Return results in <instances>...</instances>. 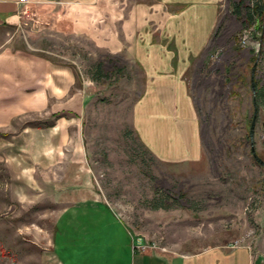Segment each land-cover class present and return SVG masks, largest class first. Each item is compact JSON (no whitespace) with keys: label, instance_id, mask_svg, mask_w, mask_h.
Masks as SVG:
<instances>
[{"label":"rangeland","instance_id":"rangeland-1","mask_svg":"<svg viewBox=\"0 0 264 264\" xmlns=\"http://www.w3.org/2000/svg\"><path fill=\"white\" fill-rule=\"evenodd\" d=\"M152 1L23 0L17 31L0 33V53L8 46L33 57L41 82L53 67L73 75V111L51 113L67 98L26 107L0 131V264H132L138 252L196 253L229 242L256 253L261 230L264 256V168L249 138L251 69L256 62L254 80L264 89V34L248 19L264 0H225L212 42L189 72L200 168L157 161L132 130L143 78L129 53L128 17ZM203 38L200 30L195 41ZM21 62L0 64L1 77L16 76L7 85L31 78ZM259 101L253 146L264 162Z\"/></svg>","mask_w":264,"mask_h":264},{"label":"crops","instance_id":"crops-1","mask_svg":"<svg viewBox=\"0 0 264 264\" xmlns=\"http://www.w3.org/2000/svg\"><path fill=\"white\" fill-rule=\"evenodd\" d=\"M23 0H0V33L16 30L17 11ZM42 4H60L71 0H29ZM225 0H153L136 5L128 17L131 29L129 53L141 71L143 87L133 104L131 126L140 146L157 161L166 164L200 168L203 164L201 129L189 86V72L194 62L212 42ZM202 30L203 42L195 41ZM185 36V38H183ZM8 42H4L3 47ZM24 53L6 47L0 53V64L8 60L31 66V78L17 87L16 76L4 79L0 68V131L27 107L31 111L55 107L63 100L65 108L51 109L55 114L73 111V75L67 69L49 68L46 81H40V63L26 60ZM11 79V80H10ZM7 80V81H6ZM43 91L44 102L39 104ZM27 99L37 103L28 106ZM56 109V108H55ZM64 109V110H63ZM76 111V109H75ZM260 229L262 224L255 221ZM262 230L257 236L256 253L243 245H213L196 253H141L132 264H264ZM138 241L142 240L137 238ZM140 242V241H139Z\"/></svg>","mask_w":264,"mask_h":264},{"label":"trees","instance_id":"trees-1","mask_svg":"<svg viewBox=\"0 0 264 264\" xmlns=\"http://www.w3.org/2000/svg\"><path fill=\"white\" fill-rule=\"evenodd\" d=\"M250 13L248 15V19L255 20V27L257 30H261V33L264 34V6H255L254 8H250ZM257 21V24H256ZM100 66H98L97 71L99 72ZM253 91V99L256 104L259 105L260 98H264V89H260L255 81V86ZM161 207L157 206L156 208Z\"/></svg>","mask_w":264,"mask_h":264},{"label":"water","instance_id":"water-1","mask_svg":"<svg viewBox=\"0 0 264 264\" xmlns=\"http://www.w3.org/2000/svg\"><path fill=\"white\" fill-rule=\"evenodd\" d=\"M256 62L254 63L252 69H251V88L252 90L254 89L255 86V80H254V71H255V67H256ZM256 118H257V104L255 102V100L253 99V116H252V121L250 124V128H249V138H250V142H251V153H252V157L254 158V160L264 168V162L257 157L255 150H254V146H253V131H254V127H255V122H256Z\"/></svg>","mask_w":264,"mask_h":264},{"label":"built area","instance_id":"built-area-1","mask_svg":"<svg viewBox=\"0 0 264 264\" xmlns=\"http://www.w3.org/2000/svg\"><path fill=\"white\" fill-rule=\"evenodd\" d=\"M244 41H245V37L243 36L242 42L244 43ZM140 248H142V250H145L146 247H144V246H139L138 249H140ZM147 248H150V247H147Z\"/></svg>","mask_w":264,"mask_h":264}]
</instances>
